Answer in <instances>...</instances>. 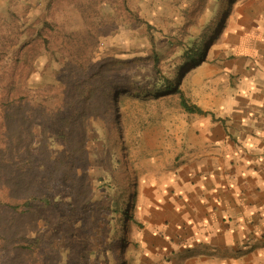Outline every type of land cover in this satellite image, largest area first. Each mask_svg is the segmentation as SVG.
<instances>
[{"label": "rangeland", "instance_id": "1", "mask_svg": "<svg viewBox=\"0 0 264 264\" xmlns=\"http://www.w3.org/2000/svg\"><path fill=\"white\" fill-rule=\"evenodd\" d=\"M244 37H264V0H0V95H7L9 82L20 84L19 90L32 97L36 143L47 125L58 154L63 145L55 133L57 120L40 112L64 105V79L74 55L81 54L92 66L107 62L117 84L149 89L163 82L154 69L155 55L161 58L163 75L177 79L184 53L200 41L209 50L207 61L186 70L179 83L189 98L209 101L214 97L210 90L220 92L227 82L212 73V67L228 53L233 58ZM84 39L92 42L81 47ZM134 93L139 92L121 93L118 120L112 111L97 110L78 131V141L86 148L87 201H103L109 211L98 209L88 218L85 206L76 207L68 184L51 173L41 175L40 187L50 195V204L37 203L35 214L27 217L0 204V264L104 262L102 245L125 229V223L115 221L116 201L124 192L125 209L135 206L138 216L137 188L133 189L138 159L151 150H162L164 156L173 137L184 134L193 119L178 94ZM4 140L8 138L0 129V147L6 149ZM115 153L121 159L120 172ZM1 156L0 152L3 169L11 160ZM104 230L109 238L99 234ZM141 232L130 227L126 247L108 254L112 264H154L141 255ZM36 240V249L23 247Z\"/></svg>", "mask_w": 264, "mask_h": 264}, {"label": "crops", "instance_id": "2", "mask_svg": "<svg viewBox=\"0 0 264 264\" xmlns=\"http://www.w3.org/2000/svg\"><path fill=\"white\" fill-rule=\"evenodd\" d=\"M263 38L212 67L222 91L190 96L209 114L136 163L140 251L154 264H264Z\"/></svg>", "mask_w": 264, "mask_h": 264}, {"label": "trees", "instance_id": "3", "mask_svg": "<svg viewBox=\"0 0 264 264\" xmlns=\"http://www.w3.org/2000/svg\"><path fill=\"white\" fill-rule=\"evenodd\" d=\"M91 42L84 39L80 40L79 44L82 47L89 45ZM205 46L198 41L193 43L191 48L184 53V61L176 72L177 79L163 75L161 58L159 55H155L154 69L159 77L157 79H162L163 82L149 89L117 84L110 77L111 69L107 67V62L104 61L92 66L87 59H83L81 54H78V56L74 55L69 61V68L64 79V105L57 109H47L46 112H40L42 116L44 114L46 116L52 114L54 116L53 119L57 120L55 133L63 145V149L58 154L52 148L47 125L42 132L41 140L36 143L35 134L31 130L32 119L35 120L31 114L32 97L25 90H19L20 84L15 80L9 82L7 95H0V129L5 131V137L8 138L7 143L5 140L3 141L6 149L0 147V152L3 157L8 156L11 164L0 169V184H2L0 185V204L6 206L16 216L18 214L23 217L34 215L37 203L41 205L50 204V195L44 193L43 187H40L39 176L51 173L70 186L75 194L76 207L85 206L83 208L88 214V218L91 217L94 211L97 212L98 209L109 211V207H106L103 201H100L97 205H93L89 200L87 201L86 148L82 142L78 141V131L82 123L87 120L90 114L95 113L97 110L112 111L116 120H118L116 103L123 90L136 91L139 93L134 94L147 97L178 94L180 96V104L187 113L209 114L208 111L202 109L185 94L181 88V83H179L180 76L185 74L186 70L190 72L207 61L209 50ZM16 61L20 62L22 58H18ZM26 136L29 141L27 146L25 145ZM115 162L118 165V172H120L121 159H118L116 153ZM133 180V189L136 192V175L133 176ZM116 202L117 214L115 221L116 224L125 223V229L122 228L119 233L117 230L110 240L102 245L104 250L100 254L103 255L104 262L98 261L96 264H112L108 254L110 252L116 253L117 249L126 247L127 232L131 226L142 227V224L135 216V206L125 209L128 204L127 199H125V192ZM104 232L102 231L99 234L109 238L110 236L107 234L110 233L105 230ZM121 232H123L122 235L118 237ZM0 240H2L1 236ZM38 244L39 242L36 240L35 243L31 245L25 244L23 247L36 249ZM87 249L88 247H86Z\"/></svg>", "mask_w": 264, "mask_h": 264}]
</instances>
